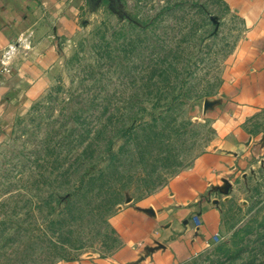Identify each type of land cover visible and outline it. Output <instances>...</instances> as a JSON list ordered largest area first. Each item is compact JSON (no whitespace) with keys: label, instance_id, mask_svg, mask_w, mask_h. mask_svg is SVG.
Masks as SVG:
<instances>
[{"label":"rangeland","instance_id":"obj_1","mask_svg":"<svg viewBox=\"0 0 264 264\" xmlns=\"http://www.w3.org/2000/svg\"><path fill=\"white\" fill-rule=\"evenodd\" d=\"M243 8L86 0L37 91L6 104L0 264H107L139 214L172 206L171 183L214 147ZM251 162L209 193L220 235L176 264H264V152Z\"/></svg>","mask_w":264,"mask_h":264},{"label":"crops","instance_id":"obj_2","mask_svg":"<svg viewBox=\"0 0 264 264\" xmlns=\"http://www.w3.org/2000/svg\"><path fill=\"white\" fill-rule=\"evenodd\" d=\"M233 1L247 10L248 29L229 68L231 96L214 114V147L171 183L172 206L158 216L138 215L135 232L107 264H176L204 248L222 231L213 186L237 177L264 152V0ZM85 2L0 0V132L13 115L6 104L37 91L54 62L56 40L76 32Z\"/></svg>","mask_w":264,"mask_h":264},{"label":"built area","instance_id":"obj_3","mask_svg":"<svg viewBox=\"0 0 264 264\" xmlns=\"http://www.w3.org/2000/svg\"><path fill=\"white\" fill-rule=\"evenodd\" d=\"M13 51H14V48L13 47H10V49L5 52V54H4L5 56L4 57L5 58H8L10 56V54L13 53ZM197 220H199V219H197Z\"/></svg>","mask_w":264,"mask_h":264}]
</instances>
